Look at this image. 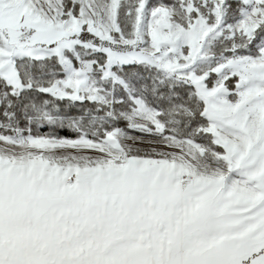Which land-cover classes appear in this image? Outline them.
I'll return each instance as SVG.
<instances>
[{"label": "snow or ice", "instance_id": "6c2138e0", "mask_svg": "<svg viewBox=\"0 0 264 264\" xmlns=\"http://www.w3.org/2000/svg\"><path fill=\"white\" fill-rule=\"evenodd\" d=\"M0 264H264V0H0Z\"/></svg>", "mask_w": 264, "mask_h": 264}]
</instances>
